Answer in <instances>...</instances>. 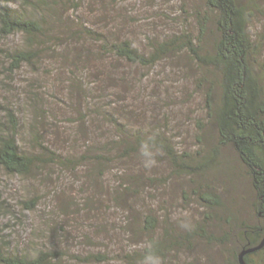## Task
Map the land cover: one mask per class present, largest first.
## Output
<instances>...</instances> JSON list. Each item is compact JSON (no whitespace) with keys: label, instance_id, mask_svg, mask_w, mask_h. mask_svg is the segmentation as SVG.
<instances>
[{"label":"rangeland","instance_id":"1","mask_svg":"<svg viewBox=\"0 0 264 264\" xmlns=\"http://www.w3.org/2000/svg\"><path fill=\"white\" fill-rule=\"evenodd\" d=\"M258 3L259 12L251 22V30L263 41L264 50V0ZM11 4L19 6L21 1L12 0ZM82 4L78 11L66 15L69 27H56L55 37L48 44L51 49L43 54L39 69L25 65L11 80L6 75L8 63L0 52V102H17L21 117L25 114L22 126L28 137L31 118L27 98L34 90L42 93L45 107L52 109H46L49 114L41 124L43 134L59 148L74 153L84 151V144L92 137L98 139L111 131L103 117L95 113L83 124L85 100L77 89L82 82L75 85L74 80L76 77L80 81L87 71L83 64L73 65L63 55V49L97 48L96 41L80 30L87 27L105 35L119 34L149 52L152 44L184 33L200 38L197 12L206 11L205 0H83ZM205 41L212 49V33ZM22 43V36L16 34L0 39V48ZM118 69L130 77L132 87L129 92L122 87L118 91L146 130L169 139L177 153H193L201 158L218 151L216 165L203 174L187 176L177 172L167 153L158 148L147 157L132 158L130 168L122 162L124 167H115L105 178L93 171V165L77 169L49 167L38 179L0 169V238L9 240L16 251L33 255L40 250L54 252L49 264H230L237 247L238 225L243 220L257 221L256 195L235 151L219 145L215 124L209 118L206 92L216 76L206 66L197 65L196 58L184 49L150 69L128 63ZM102 76L101 72L93 74L91 81ZM101 80L91 86L95 98L113 92L107 79ZM4 84L11 87L6 89ZM130 177L135 179L132 183L138 195L120 186ZM206 184V190L209 187L221 197L216 211L203 207L194 192L203 191L201 187ZM33 198L37 206L31 210L26 201ZM147 214L160 221L159 233L164 225L186 231L199 225L211 239L198 235L188 250L169 260L130 263L125 255L143 247L148 239L142 231ZM207 214L212 218L207 220ZM227 233L231 234L227 242H216ZM261 258L264 254L257 260Z\"/></svg>","mask_w":264,"mask_h":264},{"label":"trees","instance_id":"2","mask_svg":"<svg viewBox=\"0 0 264 264\" xmlns=\"http://www.w3.org/2000/svg\"><path fill=\"white\" fill-rule=\"evenodd\" d=\"M20 1L21 5L13 6L12 0H0V39L16 34L23 39V43L17 46L0 48L8 63L6 75H10L11 80L25 65L35 69L41 67L43 54L51 49L48 44L55 37L56 27L60 24L68 26V12L78 11L83 5V0ZM205 5V12H197L200 38L193 39L184 33L183 36L177 35L152 44L149 52L142 51L129 38L118 37L119 34L105 35L98 30L82 28L80 32L94 39L97 48L63 49L64 60L71 59L73 65L83 64L87 71L80 81L76 77L74 80L75 85L82 82V87L78 86L77 89L82 91L85 100L83 124L91 113H95L103 117V122L111 131L108 135L97 136L98 139L92 137L84 144L82 152L65 151L59 148L56 141L55 144L47 140L41 130V124L49 114L46 109L52 110L45 107L42 93L34 90L27 98V108L32 113L27 110L31 118L28 137L22 126L25 114L22 118L17 102L3 99L0 102V169L11 175L38 179L49 167L77 169L93 165V171L105 178L115 167H124L122 162L130 168L132 158H144L153 150L162 148L177 172L192 177L203 174L216 165L214 162L218 151L201 158L193 153H177L169 139L144 128L145 125L138 121L134 111L129 109L131 106L125 103L118 91L120 87L125 92L132 89L128 81L130 77L120 73L119 65L128 63L150 69L179 49L187 50L196 58L197 65L206 66L216 76L211 81L214 85L206 92L209 118L215 124L219 145L235 151L256 195L254 210L257 221H241L235 235L237 247L232 252L230 264H240V252L259 245L264 239V50L263 41L251 30V22L259 12V3L258 0H205ZM211 33L214 37L212 49L206 47L205 41ZM98 72L103 76L91 81L93 74ZM103 77L112 85L107 84L113 92L95 98L91 86L96 81H102ZM6 81L3 80L4 83ZM4 86L8 89L11 84ZM216 86L219 87V94ZM122 103L125 106H121ZM129 179L123 180L120 186L125 192L138 195L136 184L132 183L135 179ZM204 186L207 184L200 186L203 191L194 192L198 194L203 207L216 211V206L222 203L221 197ZM36 200L26 201V207L35 209ZM129 203L132 209L133 205ZM205 218L209 220L212 217L207 214ZM159 228L160 221L153 214L145 215L142 231L148 238L146 244L127 253L125 259L130 263L158 259L165 261L188 250L198 235L211 239L210 234L199 225L187 231L164 225L162 233H159ZM230 236L227 233L220 239L214 238L216 242L224 244L223 241L227 242ZM53 254L52 251L43 250L34 255L19 249L16 251L9 240L0 238V264H49ZM263 254L264 247L248 253L245 259L248 264H264V258L257 260Z\"/></svg>","mask_w":264,"mask_h":264},{"label":"water","instance_id":"3","mask_svg":"<svg viewBox=\"0 0 264 264\" xmlns=\"http://www.w3.org/2000/svg\"><path fill=\"white\" fill-rule=\"evenodd\" d=\"M264 247V239L262 240V242L257 245V246H254L252 248H249V249H244L240 252L239 254V261H240V264H248L246 259H245V256L248 254V253H252L258 249H261Z\"/></svg>","mask_w":264,"mask_h":264}]
</instances>
